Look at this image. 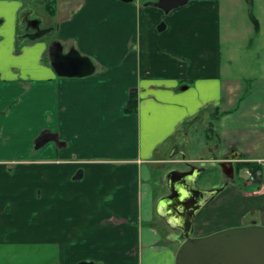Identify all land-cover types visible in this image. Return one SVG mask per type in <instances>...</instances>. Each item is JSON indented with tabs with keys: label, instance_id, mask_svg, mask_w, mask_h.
I'll return each mask as SVG.
<instances>
[{
	"label": "crops",
	"instance_id": "0c3cea01",
	"mask_svg": "<svg viewBox=\"0 0 264 264\" xmlns=\"http://www.w3.org/2000/svg\"><path fill=\"white\" fill-rule=\"evenodd\" d=\"M156 1L0 0L9 261L175 264L180 231L157 208L167 177L191 168L204 169L199 190H216L196 215L208 229L264 227V0H188L168 12ZM70 54L84 61L77 71L55 68ZM42 133L60 143L35 150Z\"/></svg>",
	"mask_w": 264,
	"mask_h": 264
},
{
	"label": "water",
	"instance_id": "95a60500",
	"mask_svg": "<svg viewBox=\"0 0 264 264\" xmlns=\"http://www.w3.org/2000/svg\"><path fill=\"white\" fill-rule=\"evenodd\" d=\"M187 1L157 0L154 6L168 12L184 5ZM59 59L53 65L58 70L67 72L77 71L84 62L78 61L74 57ZM50 141L60 143L55 134L42 133L36 138L34 149L39 150ZM218 166L221 168L228 166L232 173L230 179L233 180L234 170L231 164L219 162ZM203 172L204 169L191 168L185 173L169 175L167 179L170 195L158 204V215L171 228L178 229L181 232L180 237L184 239L177 250L175 264H264L263 226L248 225L222 230L201 238L191 237L196 215L216 194V190L202 191L198 189L197 182ZM165 206L170 207L174 213H166Z\"/></svg>",
	"mask_w": 264,
	"mask_h": 264
},
{
	"label": "rangeland",
	"instance_id": "374dc122",
	"mask_svg": "<svg viewBox=\"0 0 264 264\" xmlns=\"http://www.w3.org/2000/svg\"><path fill=\"white\" fill-rule=\"evenodd\" d=\"M33 1H35V0H33ZM38 9L41 10L40 7ZM257 13H258L257 10H253V14L254 15H257ZM166 165H171V164H166ZM178 167H181V166H178ZM166 169L167 168H165L163 166L159 167L158 174H156L154 176L155 179L156 180H161L162 179V173H165ZM202 219H203V214H200L199 216H196V218L194 220L193 232L196 233L198 236H194V237L192 236L193 238H201V237H205V236H208L210 234H213V233H216V232H219V231H222V230H226V229H230V228H237L236 226L235 227L231 226L230 228L224 227V228H222L220 230H211V229H208L209 228L208 227L209 224H206V222L202 221ZM159 225H162V223L160 222ZM164 226H165V229H167V228L169 229V226L167 228H166V225H164ZM240 227H242V226H240ZM193 232H192V234H193ZM180 236H181V233L179 234V240L181 242L180 244H182L184 239H182ZM8 257L9 256H1L0 255V264H4V263H8V264H44V256H29V254H27V252H25L24 254L18 256L13 261H9Z\"/></svg>",
	"mask_w": 264,
	"mask_h": 264
},
{
	"label": "trees",
	"instance_id": "16d2710c",
	"mask_svg": "<svg viewBox=\"0 0 264 264\" xmlns=\"http://www.w3.org/2000/svg\"><path fill=\"white\" fill-rule=\"evenodd\" d=\"M246 1L251 6V0H246ZM250 20H251V22L253 24L254 31L257 32L259 30V25H258V22L255 19V17L253 15H251V14H250ZM136 105H137V100H136L135 93L131 92L129 100H128L126 106H125V112L126 113H134L136 111ZM244 167L250 169L253 172L255 171L252 168L251 164H249V163H240V164H238L237 169L240 170V169H242Z\"/></svg>",
	"mask_w": 264,
	"mask_h": 264
},
{
	"label": "built area",
	"instance_id": "2783aa9c",
	"mask_svg": "<svg viewBox=\"0 0 264 264\" xmlns=\"http://www.w3.org/2000/svg\"><path fill=\"white\" fill-rule=\"evenodd\" d=\"M258 164L261 166L260 170H259V173L262 176L261 178L264 179V159L263 160H258ZM242 172L246 175L247 180L249 182H255L257 180L256 175L250 169L246 168Z\"/></svg>",
	"mask_w": 264,
	"mask_h": 264
},
{
	"label": "flooded vegetation",
	"instance_id": "af4514ba",
	"mask_svg": "<svg viewBox=\"0 0 264 264\" xmlns=\"http://www.w3.org/2000/svg\"><path fill=\"white\" fill-rule=\"evenodd\" d=\"M54 55H58V52L56 51L55 53H54ZM73 58L74 56H73V54H70V56H68V58ZM200 178H201V176H200ZM200 178L198 179V182H199V180H200ZM176 180H177V178H176ZM197 182V183H198ZM205 197V196H204ZM200 199H201V197H199ZM188 200V199H187ZM165 208V211H166V213L167 212H170L171 214H172V212L174 213V211L170 208V207H164ZM181 233V232H180Z\"/></svg>",
	"mask_w": 264,
	"mask_h": 264
},
{
	"label": "snow or ice",
	"instance_id": "6c2138e0",
	"mask_svg": "<svg viewBox=\"0 0 264 264\" xmlns=\"http://www.w3.org/2000/svg\"><path fill=\"white\" fill-rule=\"evenodd\" d=\"M0 56H2V47H0Z\"/></svg>",
	"mask_w": 264,
	"mask_h": 264
}]
</instances>
